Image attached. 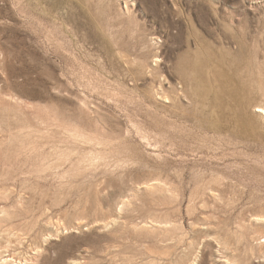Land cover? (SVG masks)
Here are the masks:
<instances>
[{"label":"rangeland","instance_id":"1","mask_svg":"<svg viewBox=\"0 0 264 264\" xmlns=\"http://www.w3.org/2000/svg\"><path fill=\"white\" fill-rule=\"evenodd\" d=\"M259 106L264 0H0V246L264 264Z\"/></svg>","mask_w":264,"mask_h":264},{"label":"bare ground","instance_id":"2","mask_svg":"<svg viewBox=\"0 0 264 264\" xmlns=\"http://www.w3.org/2000/svg\"><path fill=\"white\" fill-rule=\"evenodd\" d=\"M126 12L130 13V9H126ZM258 112H260V114L263 115L264 114V107L259 106ZM122 203L124 205L128 204V203H126V201H123ZM1 212L6 213V211L4 209ZM259 220L264 221V218H261ZM12 242H9V244L6 246H2V245L0 246V264H31L37 259V256L42 251V247H41L40 249H36V250H38L36 253L31 252L29 254L23 250L24 244L19 239H14V241H12ZM19 250H21V251H19ZM34 254H36V255H34ZM5 256H7V257H5ZM74 264H81V263L76 262Z\"/></svg>","mask_w":264,"mask_h":264}]
</instances>
